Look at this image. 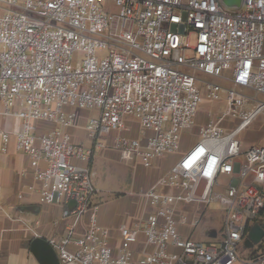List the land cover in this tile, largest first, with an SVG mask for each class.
<instances>
[{"label": "built area", "instance_id": "built-area-1", "mask_svg": "<svg viewBox=\"0 0 264 264\" xmlns=\"http://www.w3.org/2000/svg\"><path fill=\"white\" fill-rule=\"evenodd\" d=\"M205 101L227 110L198 128L144 193L143 220L119 224L113 246L98 222L92 150L69 133L78 125L69 109L96 112L83 127L95 146L111 136L121 164L149 167L181 151V131ZM260 116L264 125V0L235 9L223 0H0V120H11L10 131L0 124V151L13 138L41 183L38 201L63 205L66 235L47 241L58 264H264V252L238 251L264 211V145L241 140ZM36 122L54 128L36 134ZM209 211L222 218L215 244L195 237ZM210 233L201 232L217 240Z\"/></svg>", "mask_w": 264, "mask_h": 264}, {"label": "crops", "instance_id": "crops-1", "mask_svg": "<svg viewBox=\"0 0 264 264\" xmlns=\"http://www.w3.org/2000/svg\"><path fill=\"white\" fill-rule=\"evenodd\" d=\"M87 112L78 110V125L68 131L76 143L92 150L88 165L97 188L94 201L98 204V222L109 230L111 244L117 246V226L125 224L133 227L143 220L147 211L144 193L171 169L180 152L157 158L149 167L139 162L131 166L123 165L119 152L112 147L111 136L98 140L99 145L96 146L86 138L83 127L91 117L87 116ZM38 123H45L50 128L39 129ZM38 123L33 124L38 129L36 134L54 128L52 123ZM0 124L3 129L11 130V120L3 118ZM138 132L137 125L131 135L137 136ZM72 162L79 166L87 165L78 159ZM40 188L41 183L34 179L30 159L15 150L12 138L8 151H0V264H40L30 251L32 240L42 238L48 241L66 235L70 219L62 217L63 205L40 203ZM86 228L87 217L83 216L75 234L82 236ZM199 237L203 235L200 233ZM140 239L143 240L142 236Z\"/></svg>", "mask_w": 264, "mask_h": 264}, {"label": "rangeland", "instance_id": "rangeland-1", "mask_svg": "<svg viewBox=\"0 0 264 264\" xmlns=\"http://www.w3.org/2000/svg\"><path fill=\"white\" fill-rule=\"evenodd\" d=\"M225 3H227L230 6V9H235L238 5L239 0H224ZM194 43V37L190 38V45H193ZM189 53V52H188ZM224 86H228L225 83H222ZM227 110L225 103L222 101L219 102H210V101H205L201 105L198 106L197 108V115L195 117V122L192 127L186 128L185 130L181 131V152L185 151L188 149L189 146H191L195 141L198 139V128L200 126L206 125L209 123L211 120H213V116H216L218 114H221ZM69 111H73L74 113H78V110L75 108L69 109ZM96 112L93 110H90L87 112L88 117L95 116ZM38 123V122H36ZM131 128H132V133L135 132V127H137L136 124H134L133 121H129ZM35 124V123H34ZM39 129H49L50 126H48L45 123H38L37 124ZM226 127L230 126L229 120L226 121L225 123ZM46 127V128H42ZM36 127H31V132H37L38 129ZM263 130H264V125H263V116H260L256 120V122L253 124L251 128L246 130L242 135H241V140H243L245 145H264V136H263ZM143 130H141V133ZM104 139V138H103ZM100 141L102 140L101 138L99 139ZM175 159V157H173ZM222 183H227L228 180L226 177H221ZM188 212L191 210V206H186L185 207ZM221 215L219 213H215L213 211H209L206 216L203 217L202 223L200 226L197 227V230L195 232V237L196 239H200L203 242H218L220 233H221ZM211 230L214 232H218V237L217 240H210L204 237H200L199 235L202 232V230ZM181 231L183 233H187V228L182 227ZM245 251H248L249 249L244 248ZM243 250V244H240L238 246V251L241 253V255H246L247 253L244 252ZM243 252V253H242ZM141 258V257H139Z\"/></svg>", "mask_w": 264, "mask_h": 264}, {"label": "water", "instance_id": "water-1", "mask_svg": "<svg viewBox=\"0 0 264 264\" xmlns=\"http://www.w3.org/2000/svg\"><path fill=\"white\" fill-rule=\"evenodd\" d=\"M224 1V0H223ZM75 207L74 201H69L67 209L72 210ZM215 232L211 231L209 237H214ZM264 238V229L255 223L249 230L246 240L243 243V248L252 249L258 245ZM30 251L35 256L40 264H58V258L55 251L42 238H35L30 244Z\"/></svg>", "mask_w": 264, "mask_h": 264}, {"label": "trees", "instance_id": "trees-1", "mask_svg": "<svg viewBox=\"0 0 264 264\" xmlns=\"http://www.w3.org/2000/svg\"><path fill=\"white\" fill-rule=\"evenodd\" d=\"M261 227L264 229V211L261 213ZM247 254V257L252 258L256 256L258 253L264 252V238L260 241V243L253 249H249L248 251H245Z\"/></svg>", "mask_w": 264, "mask_h": 264}]
</instances>
